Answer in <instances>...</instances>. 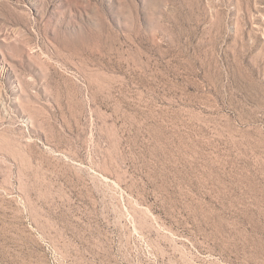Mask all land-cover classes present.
Returning <instances> with one entry per match:
<instances>
[{
    "label": "rangeland",
    "instance_id": "374dc122",
    "mask_svg": "<svg viewBox=\"0 0 264 264\" xmlns=\"http://www.w3.org/2000/svg\"><path fill=\"white\" fill-rule=\"evenodd\" d=\"M0 264H264V0H0Z\"/></svg>",
    "mask_w": 264,
    "mask_h": 264
}]
</instances>
